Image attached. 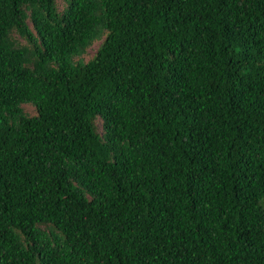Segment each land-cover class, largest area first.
<instances>
[{
	"label": "trees",
	"instance_id": "1",
	"mask_svg": "<svg viewBox=\"0 0 264 264\" xmlns=\"http://www.w3.org/2000/svg\"><path fill=\"white\" fill-rule=\"evenodd\" d=\"M63 3L0 0V264H264V0Z\"/></svg>",
	"mask_w": 264,
	"mask_h": 264
},
{
	"label": "rangeland",
	"instance_id": "2",
	"mask_svg": "<svg viewBox=\"0 0 264 264\" xmlns=\"http://www.w3.org/2000/svg\"><path fill=\"white\" fill-rule=\"evenodd\" d=\"M56 2H57L58 9L61 10L64 6L63 0H56ZM99 44H100V41L97 40V41L93 42V44L90 47H88L86 53L83 55L85 60H88L89 58H91V56L95 53ZM24 109L28 114H34L35 113V109L32 105H25ZM97 123H98V128L101 129V122L98 121Z\"/></svg>",
	"mask_w": 264,
	"mask_h": 264
}]
</instances>
